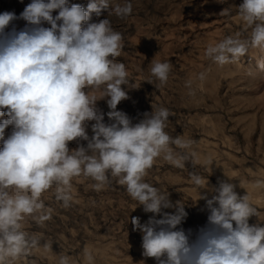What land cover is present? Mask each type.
Listing matches in <instances>:
<instances>
[{"label":"clouds","instance_id":"obj_1","mask_svg":"<svg viewBox=\"0 0 264 264\" xmlns=\"http://www.w3.org/2000/svg\"><path fill=\"white\" fill-rule=\"evenodd\" d=\"M110 5L111 0H89L86 7L69 0H31L19 17L0 13V116L7 117L0 121V264H16L40 246L42 236L27 231L25 222L43 227L52 218L44 199L49 191L69 208L72 181L81 177L93 181L96 192L113 182L124 186L136 202L133 211L142 206L152 214L144 223L135 216L129 222L142 234V255L156 264H264V223H249L257 209L230 179L209 187L207 177L189 174L208 212L207 223L195 233L182 227L185 203L173 202L168 191L145 180L158 158L175 168L195 166L196 141L165 130L172 113L163 106L152 105L137 123L117 109L129 99L126 89L139 86H129L126 65L117 59L123 35L110 19L128 18L133 4ZM235 7L250 36L237 33L209 44L205 56L219 66L237 62L250 47L264 50V0H242ZM105 10L107 18L92 21L93 13L100 17ZM228 13L221 9V15ZM17 19L26 21L25 27L6 31ZM258 67L264 70V61ZM171 70L170 62L152 60L157 87L168 82ZM101 100L107 113L98 107ZM73 141L76 147L70 149ZM262 185L264 180L256 181V187ZM201 189L213 193L211 198ZM85 258L94 264L87 250ZM58 264L73 261L60 254Z\"/></svg>","mask_w":264,"mask_h":264},{"label":"rangeland","instance_id":"obj_2","mask_svg":"<svg viewBox=\"0 0 264 264\" xmlns=\"http://www.w3.org/2000/svg\"><path fill=\"white\" fill-rule=\"evenodd\" d=\"M29 3L31 0H0V13L14 12L19 17ZM69 3L86 7L89 0ZM124 3L125 0H111L110 7ZM131 3L133 12L128 18L110 17L113 29L123 35L124 48L117 59L126 65L129 86H139L126 89L129 99L121 101L117 109L127 113L133 123L150 113L152 105L169 109L172 115L165 130L172 136L195 140L193 148L197 153L196 165L189 162L184 169L158 158L145 180L168 191L173 202L185 203V230L195 233L207 223L208 215L205 200H197L199 193L191 182V172L207 177L209 187L230 179L237 184L238 194H249L257 209L258 216L251 217L249 223H264V185L256 187V181L264 180V70L258 67V62L264 61V50L250 47L237 62L224 66L205 56L209 44L226 36H250L251 29L244 31L235 7L242 0ZM221 9H229V13L221 15ZM107 16L105 10L100 17L93 13L91 19L98 22ZM25 25L26 21L17 19L6 31L13 27L19 31ZM153 59L172 65L168 82L162 87L156 86L159 82L150 73ZM200 73H205L203 80L199 79ZM188 81L192 82L191 88L186 86ZM98 107L104 113L110 110L104 100L98 102ZM4 119L7 117L0 116V121ZM105 122H109L106 115ZM88 131L91 135L90 126ZM10 132L11 127L5 130L6 137ZM69 147L75 148L76 142H70ZM92 183L83 177L72 181L74 199L69 208L55 201L52 191L44 194L45 205L53 210L52 218L43 227L30 219L25 222L27 231L42 238L40 246L16 264H58L60 254L70 256L73 264H88L86 250L93 255L94 264H156L154 258L142 255V234L133 231L129 222L135 216L144 223L152 214L145 213L142 206L133 211L136 202L124 186L113 182L96 192L90 187ZM200 191L209 198L213 194L208 189Z\"/></svg>","mask_w":264,"mask_h":264},{"label":"bare ground","instance_id":"obj_3","mask_svg":"<svg viewBox=\"0 0 264 264\" xmlns=\"http://www.w3.org/2000/svg\"><path fill=\"white\" fill-rule=\"evenodd\" d=\"M219 75H220V74H219ZM212 79H213V78H212ZM211 81H212V80H211ZM213 81H215V80H213ZM206 84H207V83H206ZM209 84L211 85V83H209ZM217 84H218V83H217ZM212 85H213V84H212ZM208 86H209V85H208ZM212 88H213V87H212ZM212 88H211V86H210V88H209V89H211V90H212ZM212 91H213V90H212ZM216 98H217V97H216ZM196 99H197V98H196ZM203 146H204V145H203ZM203 146H202V147H203ZM200 148H201V146H200ZM205 148H206V147H205ZM206 149H207V148H206ZM198 150H199V149H198ZM206 153H207V152H206ZM198 154H199V153H198ZM201 154H202V152H201ZM201 154H200V157L202 156ZM207 156H208V155H207ZM211 158H212V157H211ZM203 161H204V160H203ZM207 161H208V160H207ZM208 163L210 164V162H209V161H208ZM214 167H215V166H214ZM219 168H220V167H219ZM214 170H215V169H214ZM220 170H221V169H220ZM222 171H223V170H222Z\"/></svg>","mask_w":264,"mask_h":264}]
</instances>
